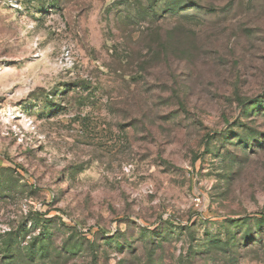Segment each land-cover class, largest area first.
<instances>
[{"label": "rangeland", "instance_id": "obj_1", "mask_svg": "<svg viewBox=\"0 0 264 264\" xmlns=\"http://www.w3.org/2000/svg\"><path fill=\"white\" fill-rule=\"evenodd\" d=\"M264 0H0V264H264Z\"/></svg>", "mask_w": 264, "mask_h": 264}, {"label": "trees", "instance_id": "obj_2", "mask_svg": "<svg viewBox=\"0 0 264 264\" xmlns=\"http://www.w3.org/2000/svg\"><path fill=\"white\" fill-rule=\"evenodd\" d=\"M261 216L264 217V213H262Z\"/></svg>", "mask_w": 264, "mask_h": 264}]
</instances>
